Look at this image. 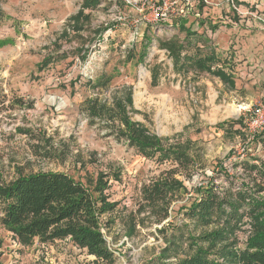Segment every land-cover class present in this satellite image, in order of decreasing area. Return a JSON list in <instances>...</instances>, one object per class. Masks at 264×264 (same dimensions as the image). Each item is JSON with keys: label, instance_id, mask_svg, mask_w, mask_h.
Instances as JSON below:
<instances>
[{"label": "rangeland", "instance_id": "obj_1", "mask_svg": "<svg viewBox=\"0 0 264 264\" xmlns=\"http://www.w3.org/2000/svg\"><path fill=\"white\" fill-rule=\"evenodd\" d=\"M203 4L0 0V92L8 104L0 113V181L60 172L93 188L99 174H108L104 194L116 208L107 216L114 225L103 233L114 264H145L154 258L164 245L157 230L180 220L179 208L201 179L212 180L225 171L245 181L230 165L242 155L264 164V151L254 140L244 149L248 138L243 123L264 102V50L254 51L255 43L264 44V0ZM155 12L163 20L154 22ZM176 19L186 20V27L198 34L203 32L197 29L200 21L215 26L206 40L217 48H243L236 58L242 67L235 72L233 88L213 76L173 70L171 58L158 46L176 34L166 28ZM141 53L145 56L138 61ZM129 94L131 107L126 103ZM117 103L124 105L122 112ZM100 106L104 112H97ZM122 116L162 138L166 147L191 141L202 150L204 169L191 181L176 178L185 191L172 202L170 219L162 224L141 228L123 223L137 209L141 186L171 163L138 155L120 135L126 129ZM215 182L225 184L222 178ZM0 264L103 263L67 241L21 244L0 227Z\"/></svg>", "mask_w": 264, "mask_h": 264}, {"label": "trees", "instance_id": "obj_2", "mask_svg": "<svg viewBox=\"0 0 264 264\" xmlns=\"http://www.w3.org/2000/svg\"><path fill=\"white\" fill-rule=\"evenodd\" d=\"M199 2L204 5L203 0ZM186 24L183 19L172 21L166 28L175 29L176 34L161 40L158 46L171 58L173 70L213 76L233 88L231 62L206 40L205 32L213 34L216 27L200 21L197 29L203 32L198 34ZM144 56L141 53L138 61ZM45 62L43 67L47 66ZM156 69H152V85L156 84ZM107 82L104 79L101 83ZM126 103L131 107L130 94ZM117 108L121 112L125 109L120 103ZM7 110V97L0 92V113ZM99 111L104 112L101 106ZM124 123L126 129L120 135L138 155L157 164L169 161L171 167L141 186L137 209L123 223L141 228L162 224L170 219L172 202L185 191L176 178L191 181L204 169L202 150L191 141L166 147L162 138L149 134L142 125L128 119ZM254 141L253 145L264 151V129ZM230 165L233 173L240 171L245 181L238 182L225 171L212 180L201 179L179 208L180 220L157 230L164 245L145 264H264V164L243 156ZM220 178L225 184H216ZM108 181V174H99L93 188H89L60 172H38L0 181V227L24 245L67 241L103 264H114V252L103 233L114 225L107 216L116 208L104 194ZM186 222L192 223L191 229Z\"/></svg>", "mask_w": 264, "mask_h": 264}, {"label": "built area", "instance_id": "obj_3", "mask_svg": "<svg viewBox=\"0 0 264 264\" xmlns=\"http://www.w3.org/2000/svg\"><path fill=\"white\" fill-rule=\"evenodd\" d=\"M163 20V15L155 12L153 15V21L158 22ZM245 127V135L248 138V144L252 142L255 137L264 129V102L256 106L248 115V117L243 121ZM243 157V155L241 156Z\"/></svg>", "mask_w": 264, "mask_h": 264}, {"label": "crops", "instance_id": "obj_4", "mask_svg": "<svg viewBox=\"0 0 264 264\" xmlns=\"http://www.w3.org/2000/svg\"><path fill=\"white\" fill-rule=\"evenodd\" d=\"M208 31V30H207ZM207 31L205 32L206 34H207ZM211 33V32H210ZM208 44L209 45H212V47L214 48V50L216 51V52H220V54H221V56H223L225 59H227L228 60V62H231L230 64L233 66L232 68H233V72H230V70L228 71V72H230L231 74H232V76L234 77V83H235V76H236V74H235V72L237 71V70H239V68H241L242 67V65L241 64H236V63H239V61L238 60H236V58H237V55L239 56H242L244 53H243V48H241V46H239L238 47V49H236V48H233V52L231 51V50H228V49H225V48H217V45L216 44H211V41L209 40L208 41ZM262 47H264V44H260V45H257L256 43L254 44V51L256 50V49H261V50H264V48H262ZM256 48V49H255ZM257 52H258V50H256ZM255 51V52H256ZM243 53V54H242ZM261 59H263V57L261 56V57H256V59L254 60V62L255 63H258V61L259 60H261Z\"/></svg>", "mask_w": 264, "mask_h": 264}]
</instances>
